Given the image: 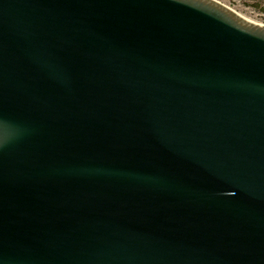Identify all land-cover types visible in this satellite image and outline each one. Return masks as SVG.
Instances as JSON below:
<instances>
[{"label": "water", "instance_id": "water-1", "mask_svg": "<svg viewBox=\"0 0 264 264\" xmlns=\"http://www.w3.org/2000/svg\"><path fill=\"white\" fill-rule=\"evenodd\" d=\"M0 264H264V24L0 0Z\"/></svg>", "mask_w": 264, "mask_h": 264}, {"label": "rangeland", "instance_id": "rangeland-1", "mask_svg": "<svg viewBox=\"0 0 264 264\" xmlns=\"http://www.w3.org/2000/svg\"><path fill=\"white\" fill-rule=\"evenodd\" d=\"M242 16L264 24V0H218Z\"/></svg>", "mask_w": 264, "mask_h": 264}]
</instances>
